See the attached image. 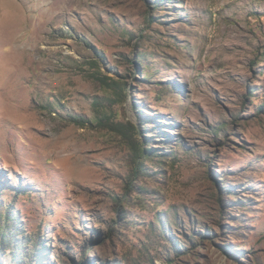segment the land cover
<instances>
[{
	"label": "rangeland",
	"instance_id": "1",
	"mask_svg": "<svg viewBox=\"0 0 264 264\" xmlns=\"http://www.w3.org/2000/svg\"><path fill=\"white\" fill-rule=\"evenodd\" d=\"M0 264H264V0H0Z\"/></svg>",
	"mask_w": 264,
	"mask_h": 264
},
{
	"label": "trees",
	"instance_id": "2",
	"mask_svg": "<svg viewBox=\"0 0 264 264\" xmlns=\"http://www.w3.org/2000/svg\"><path fill=\"white\" fill-rule=\"evenodd\" d=\"M79 124H83V123H80L81 121H77Z\"/></svg>",
	"mask_w": 264,
	"mask_h": 264
}]
</instances>
